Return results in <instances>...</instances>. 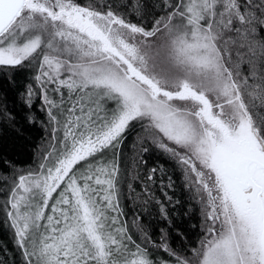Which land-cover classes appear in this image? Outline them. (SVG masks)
I'll use <instances>...</instances> for the list:
<instances>
[{"label":"snow or ice","instance_id":"snow-or-ice-1","mask_svg":"<svg viewBox=\"0 0 264 264\" xmlns=\"http://www.w3.org/2000/svg\"><path fill=\"white\" fill-rule=\"evenodd\" d=\"M26 62L30 82H0V128L44 130L30 164L0 149L24 264H264V0H0V65ZM138 120L134 147L174 157L199 204L194 239L163 165L129 216L118 165L86 159ZM157 173L162 197L147 186Z\"/></svg>","mask_w":264,"mask_h":264},{"label":"trees","instance_id":"trees-1","mask_svg":"<svg viewBox=\"0 0 264 264\" xmlns=\"http://www.w3.org/2000/svg\"><path fill=\"white\" fill-rule=\"evenodd\" d=\"M33 76V69L28 66L26 62L23 66L16 65L13 67L0 65V82L7 81L12 84L14 81L18 83L30 82ZM19 99V97H17ZM41 98L37 97L34 101V111L41 118L44 117L39 104ZM19 105H17V108ZM146 121L138 120L132 123L131 127L126 128L122 134V139L117 146L107 148L106 151H111L110 161L118 165V174L116 175L117 195L122 209L127 215H131L136 211L133 204V193L140 192L145 187L144 180L147 176L149 169L156 168L158 165H163L167 170V175H170L175 180V187L169 189L170 194H174L180 200L181 212L188 209L189 204L191 207V218L180 215L177 220L183 226L181 231L186 229L189 238L194 239L197 236V230L189 229L190 224L199 223L200 207L196 200L191 199L192 193L189 192L186 182L183 180V172L179 166V162L166 153L165 150L159 148L152 140L145 138L144 145L148 147L147 151H138L134 147L136 136L143 130ZM29 126L27 124L20 125V132L17 133L15 129L10 127L0 128V149L6 150L19 160H23L25 164L32 163L29 154L32 148L35 147L36 142L44 135L43 128L35 124ZM105 152V151H104ZM100 157V156H98ZM105 157V156H103ZM153 178L151 184L147 185L150 194H155L158 197L163 196L159 176ZM2 196V194H0ZM153 215L150 217L152 220H157L158 215L156 209L152 208ZM162 226V225H161ZM153 235L157 242H159V227L153 229ZM176 233L173 230L169 231V243L176 247L179 243L176 240ZM163 252V250H160ZM113 259L122 260L120 254H116ZM0 264H24V257L22 249L18 246L14 236V230L10 224L6 222L5 210L2 199H0Z\"/></svg>","mask_w":264,"mask_h":264},{"label":"rangeland","instance_id":"rangeland-1","mask_svg":"<svg viewBox=\"0 0 264 264\" xmlns=\"http://www.w3.org/2000/svg\"><path fill=\"white\" fill-rule=\"evenodd\" d=\"M4 66L13 67L11 65H4ZM65 95H67V90H65ZM114 105H115V102L109 100L108 103H107V109H109V110L113 109ZM142 121H145V120H142ZM109 147H111V145L103 146L100 149H98L96 152L91 154L90 157L86 158L88 163L90 165H99V164L111 163L112 161H110L108 159H110L111 156H113L114 154H111V151H108V150L106 151V149L109 148ZM98 156H100V157H98ZM103 156H105V157H103ZM114 184H115V191L117 193L116 177L114 179ZM42 235H43V229L42 228L33 229L32 237L37 242V246H38V242H39V240H40ZM34 259L37 260V264H44L42 258L34 257Z\"/></svg>","mask_w":264,"mask_h":264}]
</instances>
